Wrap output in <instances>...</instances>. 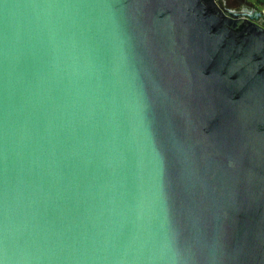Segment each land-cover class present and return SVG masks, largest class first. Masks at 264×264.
Masks as SVG:
<instances>
[{
  "label": "water",
  "instance_id": "1",
  "mask_svg": "<svg viewBox=\"0 0 264 264\" xmlns=\"http://www.w3.org/2000/svg\"><path fill=\"white\" fill-rule=\"evenodd\" d=\"M0 264H264V12L0 0Z\"/></svg>",
  "mask_w": 264,
  "mask_h": 264
},
{
  "label": "rangeland",
  "instance_id": "2",
  "mask_svg": "<svg viewBox=\"0 0 264 264\" xmlns=\"http://www.w3.org/2000/svg\"><path fill=\"white\" fill-rule=\"evenodd\" d=\"M222 8L234 15L260 19L264 12V0H221Z\"/></svg>",
  "mask_w": 264,
  "mask_h": 264
},
{
  "label": "flooded vegetation",
  "instance_id": "3",
  "mask_svg": "<svg viewBox=\"0 0 264 264\" xmlns=\"http://www.w3.org/2000/svg\"><path fill=\"white\" fill-rule=\"evenodd\" d=\"M219 2H221V0H218ZM239 16H241V15H239ZM251 20H255V19H252V18H250Z\"/></svg>",
  "mask_w": 264,
  "mask_h": 264
}]
</instances>
